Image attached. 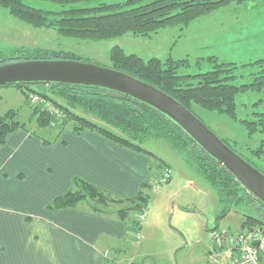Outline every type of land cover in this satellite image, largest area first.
<instances>
[{
    "label": "trees",
    "instance_id": "1",
    "mask_svg": "<svg viewBox=\"0 0 264 264\" xmlns=\"http://www.w3.org/2000/svg\"><path fill=\"white\" fill-rule=\"evenodd\" d=\"M46 1L64 8L91 0ZM248 1L129 0L124 4L128 6L124 10H120L121 6L118 5L101 4L96 8L45 11L26 5L23 0H0V8L35 29H52L61 36L78 40L104 41L128 33L149 37L167 27H187L193 21L222 7ZM19 53L9 57L0 56V66L25 61H82L71 53L61 51L36 50L27 53L22 51L24 56H20ZM109 60L111 63L109 68L156 87L195 116L193 106L238 122L248 137L264 133V112L253 114L251 119L238 120L235 102L238 94L255 93L264 96V57L242 66L256 68L257 71L252 74L248 84L239 86L231 84L237 78L235 71L238 67L234 63H219L213 56L207 57L206 60L214 65V70L194 75L179 72L189 66L187 59L173 60L168 57L164 61L156 58L145 61L137 55L125 54L119 47H113L109 53ZM14 88L25 93L26 104L31 111L30 120L34 121L39 129H45L55 119L47 115L48 111L44 110L42 103L50 102L65 113L55 138L50 141L42 139L44 144H51L59 136V132L65 130L69 121H73L66 128L73 134L93 132L119 147L147 155L155 162L152 169L154 170L161 167L160 164L163 162L145 150L143 145L149 140L165 141L175 151L182 153L186 163L195 168L200 177L215 190L221 207L216 216V223L234 208H241L244 211L240 223L241 231L264 228V205L241 187L223 167L194 145L178 127L149 107L96 88L62 84L19 85ZM26 92L36 95L35 104H29L30 99ZM72 108L79 109L84 116L75 114ZM85 115H91L99 123L87 119ZM17 117L18 113L14 110H8L0 116V146L9 134L17 130L30 132ZM31 136L38 137L32 132ZM222 141L235 151L227 142ZM164 169L169 168L165 165ZM151 185L150 182L144 183L135 197L119 198L81 180H75L73 189L57 197L48 208L51 210L75 208L85 202L91 208V213L109 218L114 216L116 220L127 225L128 233L137 234L141 223L129 222L130 213H139L145 209L149 196L144 194V190L151 188ZM115 203L119 205L117 210L107 211L106 208ZM122 203L126 204L120 205ZM215 230L217 228L213 231Z\"/></svg>",
    "mask_w": 264,
    "mask_h": 264
},
{
    "label": "rangeland",
    "instance_id": "2",
    "mask_svg": "<svg viewBox=\"0 0 264 264\" xmlns=\"http://www.w3.org/2000/svg\"><path fill=\"white\" fill-rule=\"evenodd\" d=\"M127 1L129 0H91L63 8L46 0H23L28 6L45 11L88 9L96 8L101 4L118 5L121 6L120 10H124L128 8L124 6ZM113 47H119L125 54L137 55L145 61L151 58L164 61L168 57L173 60L187 59L189 66L179 71L180 74L186 75L214 70V65L206 60L207 57L213 56L219 63H234L238 67L235 71L237 78L231 82L232 85L248 84L257 69L242 66L264 57V0L231 4L193 21L187 27H167L149 37L128 33L104 41L78 40L61 36L52 29H35L0 8V56L2 57L13 56L17 52H20V56H24L23 53L36 50L61 51L79 57L81 62L109 68L111 67L109 53ZM34 88L41 91L39 88ZM28 95L29 104H35L36 95L33 93ZM57 101L64 104L60 100ZM235 102L238 120L251 119L253 114L264 112L262 94H238ZM26 103L23 90L0 87V116L8 110H14L18 113V121L25 124L26 130L47 141L55 138L65 113L50 102L42 103L44 110L48 111L47 115L55 119L45 129H39L35 122L30 120L31 111ZM192 110L220 140L227 142L237 154L264 174V133L248 137L238 122L204 111L197 106H193ZM73 112L84 116L79 109L74 108ZM85 117L99 123L91 115ZM71 122L73 121H69L66 128ZM143 148L163 162L160 164L161 167L153 170L151 188L144 190V194L149 196L147 206L142 212L130 213L129 222H139L143 227L137 231V237L136 233H128L125 242L101 244L104 252L106 251L104 260L107 264H114L122 259L126 264L128 255L136 249L143 254H152L157 264H166L173 258L169 249L182 242L183 247L177 251L178 261L185 260V264H190V261L193 263L194 257L203 251L205 242L210 243L212 236V233L206 232L200 223L209 230L215 228L234 230L241 223L244 211L241 208H234L216 223V216L221 209L217 194L198 175L196 169L186 163L183 154L175 151L162 140H149L144 143ZM165 164L172 167L173 173L171 172L170 181L162 183L157 189L156 184L165 170ZM85 204L87 205L84 208L90 211L88 203ZM118 207L119 205L115 203L106 209L115 212ZM183 208L189 209L193 214L185 212ZM182 235L188 241L186 245Z\"/></svg>",
    "mask_w": 264,
    "mask_h": 264
},
{
    "label": "crops",
    "instance_id": "3",
    "mask_svg": "<svg viewBox=\"0 0 264 264\" xmlns=\"http://www.w3.org/2000/svg\"><path fill=\"white\" fill-rule=\"evenodd\" d=\"M154 165L147 155L89 131L75 135L65 129L49 145L31 132L9 134L0 146V264H107L101 244L125 242V223L91 213L85 202L75 208L48 207L71 191L75 180L119 198L135 197L144 183L153 181ZM237 226L223 229L241 231L240 223ZM209 242L190 264H207L213 255L231 254ZM181 244L169 249L173 258L166 264H185L177 259ZM148 261L157 264L152 254L133 249L126 264ZM122 263L125 260L114 264ZM259 264H264V256Z\"/></svg>",
    "mask_w": 264,
    "mask_h": 264
},
{
    "label": "water",
    "instance_id": "4",
    "mask_svg": "<svg viewBox=\"0 0 264 264\" xmlns=\"http://www.w3.org/2000/svg\"><path fill=\"white\" fill-rule=\"evenodd\" d=\"M34 84L96 88L149 107L178 127L264 205V174L229 148L191 111L156 87L126 73L81 61H25L0 66V87Z\"/></svg>",
    "mask_w": 264,
    "mask_h": 264
},
{
    "label": "built area",
    "instance_id": "5",
    "mask_svg": "<svg viewBox=\"0 0 264 264\" xmlns=\"http://www.w3.org/2000/svg\"><path fill=\"white\" fill-rule=\"evenodd\" d=\"M170 177L171 170L165 169L157 181L156 188L168 182ZM211 235V243L214 246L224 248L231 254L226 258L213 255L207 264H259L261 257L264 256V228L238 232L217 229Z\"/></svg>",
    "mask_w": 264,
    "mask_h": 264
}]
</instances>
